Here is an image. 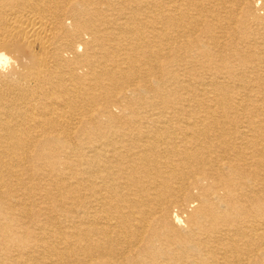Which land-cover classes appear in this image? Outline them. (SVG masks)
Here are the masks:
<instances>
[{
  "label": "bare ground",
  "instance_id": "6f19581e",
  "mask_svg": "<svg viewBox=\"0 0 264 264\" xmlns=\"http://www.w3.org/2000/svg\"><path fill=\"white\" fill-rule=\"evenodd\" d=\"M0 264H264V0H0Z\"/></svg>",
  "mask_w": 264,
  "mask_h": 264
},
{
  "label": "rangeland",
  "instance_id": "374dc122",
  "mask_svg": "<svg viewBox=\"0 0 264 264\" xmlns=\"http://www.w3.org/2000/svg\"><path fill=\"white\" fill-rule=\"evenodd\" d=\"M250 2L253 5V9H258L259 7H261L262 4V0H250Z\"/></svg>",
  "mask_w": 264,
  "mask_h": 264
}]
</instances>
